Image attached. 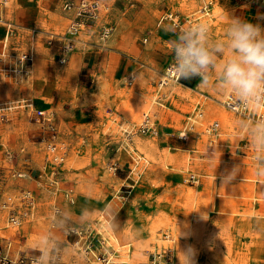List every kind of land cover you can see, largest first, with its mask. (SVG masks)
I'll return each instance as SVG.
<instances>
[{
	"label": "rangeland",
	"instance_id": "obj_1",
	"mask_svg": "<svg viewBox=\"0 0 264 264\" xmlns=\"http://www.w3.org/2000/svg\"><path fill=\"white\" fill-rule=\"evenodd\" d=\"M66 1L0 0V8L16 23L17 53L30 51L34 59L32 77L0 72L1 107L30 98L37 108L52 112L54 142L65 153L54 188L46 174L39 177L54 132L36 122L29 108L0 112V243L10 238L18 250L43 252L46 259L58 251L60 262L87 264L75 253V236L68 229L87 228L102 238L94 216L112 201L118 203L114 231L121 245L131 243L120 253L131 248L127 254L139 257L135 264L148 263L152 252L168 246L174 264L183 263L181 253L188 246L195 249V264H264V176L256 175V158L264 153L250 134L255 122L234 114V125H225L211 98L219 91L195 78L162 89L167 106L151 109L155 134L138 130L160 79L175 64L173 34L188 27L185 19L201 1L111 0L117 30L107 47L79 44L62 64L46 41L47 32H65L73 18L64 9ZM216 2L209 44L226 40L228 17L264 28V5L253 6L258 12L250 14L251 5L241 0ZM3 34L0 24V45ZM82 37L96 42L95 36ZM222 62L209 80H217ZM201 94L206 96L203 119L181 140L186 115ZM215 120L220 135L212 143L205 129ZM233 167L236 178L223 184L221 177ZM29 191L33 210L22 200ZM24 211L33 214L23 216ZM12 213L21 216V223L8 227Z\"/></svg>",
	"mask_w": 264,
	"mask_h": 264
},
{
	"label": "built area",
	"instance_id": "obj_2",
	"mask_svg": "<svg viewBox=\"0 0 264 264\" xmlns=\"http://www.w3.org/2000/svg\"><path fill=\"white\" fill-rule=\"evenodd\" d=\"M201 6L199 10L193 14L190 18L185 19L184 24L188 26L193 25L197 21L198 17H209L210 20L217 11V4L215 0H200ZM245 4H250L251 7L257 5H264V0H241ZM115 2L111 0H67L64 4V9L72 12L73 18L70 20L65 32L56 33L53 31L47 32V44L51 47L56 48L57 59L60 63H67L70 59V56L74 50L78 48L79 44L88 45V46H100L107 47L108 41L114 36L117 30V23L111 17L112 7ZM134 3H130L128 7L132 8ZM123 8V15L127 13L126 8ZM208 20V21H209ZM0 24L4 28L3 38L1 39L0 45V72L5 76H11L13 78H27L33 73L34 59L32 52L24 51L17 53L16 47L13 44V39L17 35L16 23L13 20H10L4 9L0 8ZM176 24V23H175ZM181 23L178 22V25ZM82 36L96 37V42H91L84 39ZM147 41V38H146ZM165 79H160L157 90L153 95L154 98L151 101L150 108L143 114L140 124L138 125V130L141 133H156V121L153 120L151 115V108L153 105H158L160 107H165V96H162L161 91L164 86L169 85L171 82H180L182 79L177 74L175 64L169 66L163 75ZM170 82V83H169ZM169 83V84H168ZM197 102L194 105V108L191 114L194 117V121H191L190 117L187 116L184 122V128L182 133L179 134L181 140H187L190 134L194 131V125L196 126L200 120L203 119L205 114V107L203 102L204 94L200 95ZM206 98V96H205ZM237 98L230 91L227 92L222 100L221 104L226 109L232 111L236 115H239L249 121H259L261 118H264V110L256 111L249 106H245L243 103L237 105ZM20 107H25L32 109L33 119L36 122L40 123L43 126H46L47 129L53 131L51 144L49 145L50 157L47 159V163L43 167L42 173L39 177H43L44 174L48 176L49 184L54 188L59 186V172L58 167H60L65 159V153L61 152L58 145L54 142L56 138V124L54 121V115L52 112H48L45 109L37 108L32 99L27 98L19 101ZM163 104V105H162ZM8 111L11 110L10 107H5ZM4 116V114L2 115ZM220 125L218 121H213L205 129V133L210 136L211 142L215 143L220 135ZM135 128L130 129L129 134ZM20 176H26L21 175ZM191 179L195 181L196 176L191 175ZM40 182V181H39ZM38 182V183H39ZM35 198L32 194L22 196L23 201H28L29 207L35 208ZM109 202L107 207L102 210L103 216L108 221H112L117 214L118 203L114 202V206ZM56 206V205H55ZM7 207V206H6ZM57 207V206H56ZM55 214L60 212V209L54 208ZM33 214V211L27 212L24 211L23 216H28ZM8 227H14L21 223V216L12 213L8 218ZM87 228H77L70 227L68 229V234L70 236H75L74 242L80 244L85 248V250L91 252L95 251L98 254L99 260L103 263H108L113 255L110 253V250L113 248L104 241V239L99 238L96 234L93 235V232H88ZM88 233V234H87ZM166 238L169 241H173L170 235L166 234ZM173 248L168 246L164 248L161 252L151 253L149 262L146 264H174V253ZM60 252L51 253L50 256L46 259L44 253L33 254L18 250L13 241L10 238H6L3 243H0V264H65L61 261Z\"/></svg>",
	"mask_w": 264,
	"mask_h": 264
},
{
	"label": "clouds",
	"instance_id": "obj_3",
	"mask_svg": "<svg viewBox=\"0 0 264 264\" xmlns=\"http://www.w3.org/2000/svg\"><path fill=\"white\" fill-rule=\"evenodd\" d=\"M211 28L206 22H197L184 31L173 34L174 63L183 80L199 78L205 86L212 84L217 91L231 92L256 111L264 110V28L244 19L228 17L225 27L226 40L209 44ZM219 64L216 81L208 79L209 73ZM255 148L264 153V118L256 121L250 130ZM256 175L264 176V156H257ZM235 167L221 177L223 184H230L237 176ZM183 264H195V249L188 246L181 253Z\"/></svg>",
	"mask_w": 264,
	"mask_h": 264
},
{
	"label": "bare ground",
	"instance_id": "obj_4",
	"mask_svg": "<svg viewBox=\"0 0 264 264\" xmlns=\"http://www.w3.org/2000/svg\"><path fill=\"white\" fill-rule=\"evenodd\" d=\"M212 17V16H210ZM173 18V17H172ZM203 18H206L208 20L209 17H203ZM171 66V65H170ZM165 76H163L161 79H165L164 78ZM136 78V75H132V79H135ZM160 82V81H159ZM170 83V82H169ZM168 83V84H169ZM174 84V85H177V84H180L181 82H171L170 84ZM169 84V85H170ZM172 84V85H173ZM165 87V86H164ZM163 87V88H164ZM162 88V89H163ZM224 93H221V92H217L215 93L214 95L211 96V98L216 102V106L214 107V111L216 114H218L220 116V118L222 119V121L224 122L225 125L227 126H232L234 125V121L236 120V117H235V113H233L232 111L226 109L225 107L222 106L221 104V100L224 96ZM155 96V95H154ZM146 101V99H142L140 101V103H144ZM10 107L12 110L15 109V108H20V106L18 104H15V105H11V106H8ZM2 110H7L5 107H1V104H0V112ZM148 110V109H147ZM146 110V111H147ZM191 121H194V117L192 115L189 116ZM215 121H218V120H215ZM219 122V125H220V121ZM249 122L245 123V125H247ZM184 134V133H182ZM144 142L140 141L139 142V145H143ZM26 175V174H25ZM31 194V192H27L25 195H29ZM95 219H94V222H95V225L96 227L98 228V232L101 234L102 236V239H104V241L108 242L109 243V246H113L114 249H120L121 245H120V240L117 236V234L115 233L114 229H113V226L112 224L106 220V218L101 215V214H98V215H95L94 216ZM92 218V217H91ZM91 221V220H90ZM97 230V229H96ZM193 232V231H192ZM184 233V232H183ZM128 234V233H127ZM193 235V234H192ZM120 246V247H119ZM80 244H75L74 245V251L76 254H78V258L79 259H85L86 263L87 264H101L100 261H97L96 259L97 258H94L93 255H90L89 253H87L86 251H82V252H79V248H80ZM130 247V246H129ZM113 249V250H114ZM94 252V251H93ZM110 253L113 255V257L110 259V261L108 262V264H135V260L136 259H139L138 257V254L134 255H129L128 258H125V259H121V258H118V256H115L117 255L118 253H115L113 251H110ZM94 255H95V252H94ZM178 256V255H177ZM132 257L134 258V260L132 259ZM180 257V256H179ZM184 258V257H183ZM138 262V261H137ZM107 264V263H106ZM183 264V263H182Z\"/></svg>",
	"mask_w": 264,
	"mask_h": 264
},
{
	"label": "crops",
	"instance_id": "obj_5",
	"mask_svg": "<svg viewBox=\"0 0 264 264\" xmlns=\"http://www.w3.org/2000/svg\"><path fill=\"white\" fill-rule=\"evenodd\" d=\"M215 3L217 4L216 0H215ZM217 9H218V6H217ZM250 10H252V11L250 12V14L253 13V12H255V14H256V13L258 12V11H257V8L255 9V7H250ZM212 18H214V17L212 16ZM212 18H211V19H212ZM211 19H210V20H211ZM208 20H209V19H208ZM208 20H207L206 18H203V17H198V18H197V21H199V22H201V21L206 22V23L209 24V26H210V20H209V21H208ZM212 20H213V19H212ZM2 38H3V37H2ZM34 70H35V69H34ZM33 74H34V73H33ZM33 74L31 75V77L34 76ZM180 82H181V81H180ZM153 98H154V95L152 96L151 101L153 100ZM163 104H164V106H167L166 103H163ZM163 104H162V105H163ZM150 105H151V102H150V104H149V106H148L147 109L150 108ZM153 106H154V105H153ZM153 106H152V108H153ZM158 107H160V106H158ZM152 108H151V109H152ZM27 110H29L30 112L32 111V109H27ZM145 112H146V111H145ZM145 112H144V113H145ZM144 113H143V114H144ZM186 117H187V115H186ZM184 122H185V121H184ZM183 124H184V123H183ZM108 204H109V203H108ZM106 207H107V206H106ZM102 215H103V214H102ZM112 221H113V220H112ZM112 221H109V222L112 224ZM18 225H19V224H18ZM112 226H113V225H112ZM113 229H114V228H113ZM74 243H75V242H74ZM75 244H76V243H75ZM75 244H74V245H75ZM120 245H121V243H120ZM130 245H131V243H127V244L121 245V247H120V246H119V247H120V249H121V248H124V247H129ZM80 246H81V245H80ZM113 249H114V248H112L110 251H113V252H116V253L119 252L117 255H115V256H118V258H121L122 256H125L126 258H128V257H129V254H127V253H128L129 251H131V248H128L127 251H126L125 253H120L121 250H120L119 248H118V249H114V250H113ZM83 250L86 251L87 253H89L90 255H93L94 258H97V259H96L97 261H101V260H99V257H98L97 252L94 251V252H95V255H94V252H93V251L89 252V251L85 250V248H84L83 246H81V247L79 248V252H80V251L82 252ZM121 259H122V258H121ZM124 259H125V258H124ZM63 263H65V261H63ZM101 263H102V264H106V263H103L102 261H101ZM65 264H66V263H65ZM107 264H108V263H107Z\"/></svg>",
	"mask_w": 264,
	"mask_h": 264
}]
</instances>
